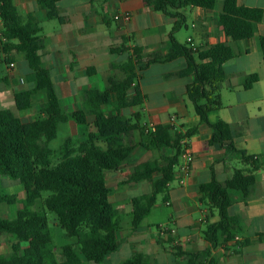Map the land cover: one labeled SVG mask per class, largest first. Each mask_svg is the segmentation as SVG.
I'll use <instances>...</instances> for the list:
<instances>
[{"label": "crops", "instance_id": "obj_1", "mask_svg": "<svg viewBox=\"0 0 264 264\" xmlns=\"http://www.w3.org/2000/svg\"><path fill=\"white\" fill-rule=\"evenodd\" d=\"M239 1L264 12V0ZM13 2L24 22L31 16L41 30L45 43L43 66L50 72L66 114L82 111L86 105V94L91 91L94 105L101 107L105 116L116 115L114 108L103 105L101 100V95L109 87V80L124 78L120 67L132 56L134 48L141 49L144 61L163 57L174 25L172 17L150 6V0H60L56 15L40 7L39 0ZM224 2L217 0L213 11L187 7L169 9V12H182L186 17L184 27L189 32L186 39L182 41L181 31L175 34L181 44L198 50L226 44L234 52V57L224 64L227 79L221 91L222 108L210 113L209 120L230 125L237 150L255 157L260 164L255 172L257 181L248 200L240 188L229 189L232 202L229 213L241 219V229L234 240L212 249L203 232L207 224L218 222L219 217L214 208L201 202L200 186L210 182L214 174L220 182H225L236 169L247 173L252 169L251 164L243 162L240 152H230L225 147L209 143L213 130L196 114L187 96L193 77L177 75L185 69L186 60L179 58L152 64L139 73L137 80L144 98L142 105L124 110L122 114L125 117L138 114L139 125L146 127L147 131L158 125L169 127L172 134L197 128L195 135L183 141L195 158L186 183L181 185L176 179L169 184L163 206L157 200L154 209L166 207L170 210L166 221L146 223L153 209L134 229L133 201L152 194L153 185L150 181H132L131 178L143 174L151 162L167 166L176 152L171 148L141 146L146 137L140 130L125 138L127 144L136 146V150L118 170L106 174L119 248L102 264H122L136 253H143L148 264H188L191 254L207 249L212 250V257L218 264H264V59L261 47L264 18L255 25L252 38L232 41L219 20ZM116 14H128L131 20L117 21L114 19ZM115 48L126 50L113 53ZM30 56L17 51L6 54L0 40V65L5 63L4 69L0 66V110L13 112L24 123L36 121L46 106L44 93L36 94L31 107L26 110H18L16 106L15 96L35 87ZM11 64L15 66L11 67ZM252 74H258L259 79L245 88V82ZM92 119L88 116L89 121ZM87 131L86 125L70 119L59 123L56 139L48 141L41 136L40 145L57 150L66 140L81 138ZM100 145L106 147L103 143ZM154 176H160V173ZM160 227H167L174 233L161 236L158 232ZM82 264L94 263L82 256Z\"/></svg>", "mask_w": 264, "mask_h": 264}, {"label": "trees", "instance_id": "obj_2", "mask_svg": "<svg viewBox=\"0 0 264 264\" xmlns=\"http://www.w3.org/2000/svg\"><path fill=\"white\" fill-rule=\"evenodd\" d=\"M59 1L39 0V5L56 15ZM216 1L150 0L149 4L154 10L174 20L167 53L161 58L144 61L141 49L134 48L132 56L120 67L124 78H111L109 87L101 95L103 105H111L116 112V115L107 117L101 107L94 105L91 91L86 94V105L82 111L71 114L64 112L50 72L43 66L45 43L38 24L31 16L24 22L13 0H0V40L3 50L6 54L12 51L29 53V65L35 79L34 89L15 96L17 109L30 108L33 97L38 93L46 95L42 114L31 123H24L9 110H0V176L20 182L25 190V198L21 199L0 186V237L12 236L16 240L9 254L0 253V264H82V256L88 262L102 264L110 254L115 253L119 242L106 174L118 170L136 150L134 144L129 145L125 141L136 130L146 137L141 146L171 148L176 154L167 166L151 162L143 174L131 178L132 181H150L153 185L152 194L133 201V228L139 227L144 218L150 215L159 196L166 200L169 184L176 180V169L186 148L183 141L195 135L197 128L172 134L169 127L158 125L154 130L147 131L146 127L139 125L138 114L132 117L122 114L124 110L142 105L144 98L137 80L139 73L152 64L184 58L186 67L177 75L193 77L187 96L196 114L213 130L209 143L225 147L230 152H240L234 144L231 126L223 121L211 123L209 120L210 113L222 108L221 91L227 79L224 64L234 57L232 48L217 44L198 50L181 44L175 34L185 26L186 17L182 12H169V9L187 7L213 11ZM263 18L262 9L247 7L239 0H225L223 13L219 16L226 35L235 42L252 38L255 25ZM261 47L264 59V37L261 38ZM125 50L115 48L112 52L122 53ZM6 62L9 63L8 60ZM258 79V74L250 75L244 87H251ZM88 116L93 117L92 121L88 120ZM70 119L86 125L87 133L81 138L66 140L57 150L41 147V136L48 141L56 139L59 123ZM240 153L243 162L252 166L249 172L236 169L225 182H220L214 174L210 182L200 186L201 202L214 208L219 217L218 222L207 224L203 232L212 249L234 240L241 229V219L229 213L232 204L229 189L240 188L248 200L257 181L255 172L260 164L255 157L247 156L243 151ZM156 173H160V176H154ZM45 192L49 193L43 200L46 210L57 216V225L69 237L76 238L74 244L62 247L60 257L56 255L47 212L35 209ZM17 203L24 207L17 211L14 219L2 216V205ZM24 242L31 245L24 248ZM211 252V249H207L191 254L188 264H218ZM122 264H148V261L143 253H136Z\"/></svg>", "mask_w": 264, "mask_h": 264}, {"label": "rangeland", "instance_id": "obj_3", "mask_svg": "<svg viewBox=\"0 0 264 264\" xmlns=\"http://www.w3.org/2000/svg\"><path fill=\"white\" fill-rule=\"evenodd\" d=\"M191 22V17L189 16L188 18V24ZM182 33V41L186 39L187 34L189 33L186 27H183L180 30ZM0 66L5 68V63H2ZM145 120V118H144ZM143 120V121H144ZM0 186L9 194H17L19 198H25V190L24 187L20 184L18 181H13L10 180L8 177L5 176H0ZM49 193L45 192L43 193V199L41 202L38 203V205L35 207V209L39 211H46L48 218H49V225L53 237V244L56 250V255L59 257L60 252L63 246L65 245H71L76 242V238H71L69 237L66 232L61 229L57 225V216L54 213H51L46 210L45 206L43 205V200L48 197ZM163 196L158 197V204L163 206ZM23 205L20 203H17L15 205H2L1 206V213L2 216L7 218V219H14L16 217V213L18 210L23 209ZM169 208L162 207L160 209H154L151 216L148 217V219L145 221L146 223L151 222V223H161L166 221L167 214L169 212ZM0 241L2 245L0 246V253L7 255L12 251V245L16 242L15 238L12 236H2L0 237ZM31 243L29 242H24L23 247L30 246Z\"/></svg>", "mask_w": 264, "mask_h": 264}, {"label": "built area", "instance_id": "obj_4", "mask_svg": "<svg viewBox=\"0 0 264 264\" xmlns=\"http://www.w3.org/2000/svg\"><path fill=\"white\" fill-rule=\"evenodd\" d=\"M114 19L117 21H130L131 16L128 14H116L114 16ZM190 41V40H189ZM11 67H14V64L10 65ZM175 119L172 118V121ZM194 155L190 148H185V150L182 153L181 159L182 162L177 166V172H176V179L179 182V184L184 185L188 179V177L191 174L192 164L194 162ZM167 205H170L169 202H167ZM158 232L161 236H168L170 233H174L173 230H170L167 227H160L158 228Z\"/></svg>", "mask_w": 264, "mask_h": 264}]
</instances>
